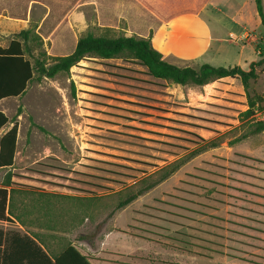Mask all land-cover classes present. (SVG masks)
<instances>
[{
	"label": "rangeland",
	"instance_id": "1",
	"mask_svg": "<svg viewBox=\"0 0 264 264\" xmlns=\"http://www.w3.org/2000/svg\"><path fill=\"white\" fill-rule=\"evenodd\" d=\"M44 1L52 14L39 27L7 17L26 15L30 0H0L1 43L38 26L44 42L27 43L33 62L46 59L50 67L53 59L44 51L67 55L90 33L124 34L99 27L79 10L70 33L74 44L46 40L64 5ZM238 1L247 33L228 18L234 7L220 4L214 17L237 46L192 66H236L241 59L250 70L264 58L255 1ZM256 72L247 88L231 77L180 85L154 78L134 59L88 57L53 78L36 74L24 95L4 100L9 117L20 122L12 182L27 199L24 210L36 213L28 229L49 236L45 242L58 251L105 236L106 248L119 254L100 257L113 264H264V132L253 133L264 120V64ZM176 165L168 178L119 208ZM6 174L0 169V185Z\"/></svg>",
	"mask_w": 264,
	"mask_h": 264
},
{
	"label": "trees",
	"instance_id": "2",
	"mask_svg": "<svg viewBox=\"0 0 264 264\" xmlns=\"http://www.w3.org/2000/svg\"><path fill=\"white\" fill-rule=\"evenodd\" d=\"M254 1L257 12L264 24V0ZM37 28L38 26L34 28V31L32 29L20 31L18 36L11 40L8 47L0 44V100L24 95L29 83L36 78V74L40 78L43 76L53 78L59 73L70 71L73 66L88 57L103 59L126 57L134 59L146 67L149 74L154 78L168 80L180 85L202 86L215 80L231 77L240 78L246 88L251 79L258 77L256 67L264 64V58H262L260 61L252 62L250 70H245L239 65L225 67L214 66L209 63L203 64L199 68L182 67L164 59L163 54L152 44V33L149 37H141L135 33H124L119 36H96L90 33L81 37L73 52L67 55H48L44 51V56L53 59V64L48 67L45 62L46 59L36 58L33 62L27 55L29 49L27 43L31 38L44 42L42 36L37 32ZM8 126L11 127L4 130ZM19 129L20 122L18 118H10L6 112L0 110V168L14 166ZM260 132H264V120L255 123L253 133ZM179 166L172 167L160 179L130 195L120 203L119 208L128 205L168 178ZM12 176V171H8L0 187V220L14 221L12 216L19 219L15 202V195L18 191L13 186ZM9 187H11V190ZM18 241L22 244H17ZM18 245H20L19 249L22 250L23 258H26L28 264H95L90 256L84 254L74 244L64 247L58 255L53 257L48 251V247H43L32 235L19 229L6 230L3 227H0V264H9L12 261L13 251Z\"/></svg>",
	"mask_w": 264,
	"mask_h": 264
},
{
	"label": "crops",
	"instance_id": "3",
	"mask_svg": "<svg viewBox=\"0 0 264 264\" xmlns=\"http://www.w3.org/2000/svg\"><path fill=\"white\" fill-rule=\"evenodd\" d=\"M39 1L37 4L35 0H30L26 15L17 16L11 13L7 17L13 22L26 25L36 24L39 27L47 25V21L52 14V8L44 0ZM220 4L234 7V11L228 18L231 19L234 25H240L243 35L247 33V25L241 23V19L239 18L243 14V6L238 0H57L54 8L64 5L60 12L62 16L50 26H47V29L53 31L54 35L45 36V38L54 42L68 40V43L71 41L74 44L70 33L77 29L76 18L80 10L84 16L91 15L99 27L115 28L124 33H135L141 37H149L152 33V44L163 54L166 61L182 67L192 66L207 56L219 59L225 55L224 53L227 48H235L237 46L235 45L237 43H234L235 41L233 40L227 42L226 34L222 33V28L226 27V25L219 18L214 17L215 11L221 9ZM36 5H39L37 9ZM85 21L87 20L85 19ZM215 26L216 28H214ZM229 35L237 37V33L233 30H230ZM0 37H2L1 34ZM11 40L7 43L0 42V44L8 47ZM240 47V50L239 48L237 49L241 58L245 46L241 45ZM233 63L241 66V59L234 60ZM9 98L18 97H8L0 100V110L6 113L4 100ZM10 127L8 126L4 130ZM19 141L20 138L18 140L14 166L18 161ZM14 166L0 169H7L8 172L12 171ZM9 189L11 190V187ZM26 201L27 199L18 191L15 195V202L19 219L12 216L14 221L0 220V225H4L2 227L6 230L19 229L32 235L43 247H48L47 249L53 257L58 255L60 251L54 250L56 244L53 242H43L44 244L40 242L46 241L45 239H49V236L39 231H30L28 229L33 228L28 227V223L30 222V218L36 216V213L24 210L27 205ZM104 237L97 240L79 239L74 245L84 254L90 256L92 262L95 264H113L114 261L100 257L101 254H119L106 248L103 242ZM17 244L22 243L18 241ZM19 246L14 249L13 259L9 264H28V261L25 260L26 258H23L24 255Z\"/></svg>",
	"mask_w": 264,
	"mask_h": 264
}]
</instances>
